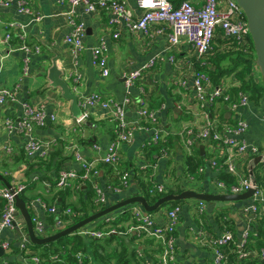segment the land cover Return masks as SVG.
Returning a JSON list of instances; mask_svg holds the SVG:
<instances>
[{
	"label": "crops",
	"instance_id": "1",
	"mask_svg": "<svg viewBox=\"0 0 264 264\" xmlns=\"http://www.w3.org/2000/svg\"><path fill=\"white\" fill-rule=\"evenodd\" d=\"M124 1L134 15L140 14L141 10L137 7L136 0ZM192 1L197 4L202 2V0ZM179 2L180 0H177L173 3ZM26 6L29 8V13L19 11L14 1L7 6L0 5V86L12 89L15 95V100L0 104V159H6L5 172L9 176V183L12 185L20 182L26 185L21 197H24L23 200L31 218L36 216L44 224L42 233L38 235L34 231L37 236L43 237L56 232L59 224H72L71 215L62 218L61 211L71 205L80 207L81 200L84 202L81 203L85 205L84 210H80L78 215H83L85 210L91 214L101 209V204L98 206L95 203L96 191L89 182L85 183L77 178L69 187L58 189L55 186V179L61 169H73L78 174L81 172L80 163L74 158L76 151L88 160L100 158L114 138L115 128L112 109L100 107L88 109V118L85 122L80 127L75 126L77 117L72 114L71 102L62 96L59 87L51 86L47 78L53 60L62 72L61 77L67 82L70 92L77 97L97 92L102 97L121 102L128 96L133 101V106H130L127 111L129 119L138 121L140 126L147 127L138 128L130 143L120 145V159L111 172L109 166L97 163V183L106 199L102 207L109 202L113 204L140 194L137 181L141 173L143 180L152 184L155 182L163 184L174 192L177 189L181 191L188 189L225 194L217 187L216 181L226 180L228 184L234 183L238 177L249 176L252 166L253 178L264 194V159L262 157L264 156V121L262 120L264 82L256 65L255 54L254 56L251 53L244 54L250 56L254 62L251 77L252 81L259 86L254 97L251 90H240L241 81L237 78L235 70L228 71L234 65L232 59H228L227 64H219L216 67L209 58H197L185 42L172 47L167 40L166 31H156L158 26L149 28L148 34L122 27V29L118 28V37H114L117 25L112 21V14L105 10L88 12L79 5L73 12H69V5L62 0H26ZM69 19H73L75 23H82L85 27L83 48L77 56H73L70 46L64 40L72 27ZM7 22L22 25V28H13L9 45L3 42L4 24ZM20 34H23V37H20ZM101 41L106 46L108 68L106 76H103L101 70L92 64V48ZM23 43L37 46L39 51L25 52L20 49ZM171 56H173L172 61ZM152 57L156 58L153 66L143 71L131 86L126 87L124 74L140 68ZM195 70L216 71L217 84L211 80V85H224L227 92L233 96L238 91L248 94V105L239 107L236 111H230L221 101H217L209 110L212 118H223L229 122H235L238 117L244 119L247 128L241 137L249 145H255L259 149L256 154L243 156L237 160L235 174L214 169L209 165V159H218L223 154H227L223 147L214 145L211 140H195L193 146L188 148L180 135L183 127L194 126L197 129L202 126L204 120L203 112L196 103L192 86ZM75 74H79L80 78V84L76 89H74L73 81ZM179 79L186 82L185 86L180 84ZM232 90L235 91L231 92ZM23 102L40 107L47 115L53 114L56 118L45 126H35L31 133L37 139L54 141L49 154L45 157L28 156L24 148L26 138L7 129L5 123L7 118L17 121L22 117ZM136 104L155 112L161 134L167 140L166 155L154 149V144L149 142L153 134V125L137 116L134 108ZM78 107L82 114V108L79 105ZM6 146L11 147L10 153L2 151ZM193 155L196 157L194 161H198L199 164L195 172L190 174L186 171V164L188 157ZM256 156H261V159L253 163ZM122 170L130 172L129 184L121 191H113L110 186V176L113 178L118 171ZM0 185L5 186L1 181ZM36 198L43 200L49 206L54 205L57 209L56 213H49L37 204L28 205ZM198 201L191 198L180 203L182 209L175 230V264H212L211 248L201 243L195 234L199 220L211 236L216 237L224 230H230L236 242L243 231L257 229V225L251 222L243 212V208L251 203L250 197L234 202L219 201L212 210L204 201L206 210L200 217L197 214ZM130 206L126 208L129 209ZM1 208L2 200L0 199V210ZM164 208L165 205L154 212L158 224L164 222ZM124 209L122 207L110 215L118 218L119 213ZM216 211L225 212L232 219L227 220L229 227L222 223V219L215 220ZM52 219L53 224L49 223ZM131 221L130 213L127 219L122 217L119 223L121 227H124ZM18 229L22 232L21 235L18 234ZM23 235L27 236L25 220L21 214L17 217L13 228L0 229V239L10 244L9 248L3 249L10 251L0 256V264H39L34 263L31 257L33 255L38 257L41 248L33 249L30 240L26 244L28 252L19 248V239ZM121 240L126 246L133 247L136 252V263L131 262L132 260H129V263L152 264L157 261L161 246L156 239L141 235L134 240L130 236H123ZM99 241L103 243V250L98 251L109 264H117L119 242L116 239L107 241L105 237ZM88 257L89 264H102L94 260L91 263V258ZM227 260L230 264L232 257L228 256ZM123 262L124 260H121V264H124Z\"/></svg>",
	"mask_w": 264,
	"mask_h": 264
},
{
	"label": "built area",
	"instance_id": "2",
	"mask_svg": "<svg viewBox=\"0 0 264 264\" xmlns=\"http://www.w3.org/2000/svg\"><path fill=\"white\" fill-rule=\"evenodd\" d=\"M15 2L19 11L29 13L26 6V0H0L1 6H7ZM69 5V12H73L77 6H82L85 11L92 12L95 10H105L112 14V21L117 25L114 37H118L119 29L126 27L131 31H141L148 34L149 28L158 26L157 32L166 31V37L172 47L185 42L197 58H209L219 53L238 51L243 54H250L252 40L250 37L247 21L243 9L236 0H202L197 4L192 0H181L175 4L169 0H136L137 7L141 10L138 16L134 15L128 8L124 0H62ZM72 27L65 36V42L70 46L73 56H77L83 48V37L85 27L82 23H75L69 19ZM21 27L19 23L7 22L4 24L3 42L9 45L12 37L13 28ZM23 37V34H20ZM20 49L25 52L34 50L39 51L37 46L21 44ZM106 46L103 41L99 42L92 48V64L101 70V74L106 76L108 68L106 64ZM154 57L150 58L145 64L136 70H131L124 74V85L129 87L138 79L142 72L150 69L154 62ZM173 60V56L170 57ZM180 84L185 86V81L179 79ZM74 89L80 84L79 74H75ZM192 86L196 103L203 112V124L200 128L194 126H185L180 130V135L184 139L185 145L190 148L195 140L213 141L214 145L223 147L227 154H223L218 159H209V165L214 169L224 170L228 173L237 172V160L240 157L256 154L258 147L249 145L241 136L247 128L244 119L238 117L235 122H229L223 118H212L209 113L210 108L217 101L226 104L230 111H236L239 107L247 106L249 103L248 94L244 91H238L235 96L227 92L224 85H211V78L207 71L195 70L192 77ZM15 100L12 89L0 86V104L7 101ZM78 105L82 108V114L76 118L75 126L80 127L88 118V109L94 107L110 108L113 111L112 119L115 122L114 138L107 146L105 153L98 159L88 160L80 152H74V158L80 163L81 172L78 174L73 169H61L55 179V186L58 189L69 187L74 179H80L82 182H89L96 191L95 203L103 208L106 199L105 194L97 183L98 162L115 167L120 159L119 148L123 143H130L133 139L134 132L140 127L138 121H131L127 115L128 108L133 106V101L126 96L121 102L113 98L102 97L97 92L88 95L78 96ZM135 112L141 120H145L153 125V134L150 143H156L163 140L161 127L158 124L154 111L143 105L136 104ZM22 117L13 121L10 118L5 120L9 132L22 135L26 138L24 148L28 156L38 155L45 157L49 154L53 140L37 139L31 135L35 126H45L48 122L55 121L53 114L47 115L42 108L35 107L27 102L22 103ZM264 121V114L262 116ZM155 127V128H154ZM147 128V127H146ZM1 151V150H0ZM5 153L11 152V147L6 146L2 149ZM75 151V150H74ZM167 154V149L162 150V155ZM264 159V156H262ZM130 172L123 170L119 173V184L112 187L113 191H121L129 184ZM217 187L225 194H241L248 189H252L251 203L243 208V212L249 220L257 225L255 220H261L264 228V194L256 184L253 175L238 177L233 183L227 184L223 180H217ZM26 188L24 183L12 184L11 188L0 185V199L2 208L0 210V229L13 228L16 225V219L20 212L15 203V197L21 196ZM167 188L163 184L153 183L149 189L150 193H165ZM167 194V193H166ZM37 204L43 210L49 213H56L54 205H47L43 200L36 198L28 205ZM132 221L121 229V224H113L116 217L106 215L99 221L80 228L77 233L83 236L101 239L110 234H128L136 233L152 237L159 241L161 251L156 262L152 264H175L176 260V237L175 230L179 223V215L182 209L180 204L165 205L164 222L158 224L155 220L154 212H145L141 205L134 203L130 206ZM206 205L204 201H198V217L204 214ZM64 215H71L70 208L61 211ZM34 224V231L38 235L44 231V224L38 217L31 218ZM101 223L100 228H96V223ZM196 235L201 243L206 244L212 250V264H228L229 253L224 247L234 243V236L230 230H224L219 236L213 237L202 227V221L195 229ZM253 230L243 231L240 239L237 240L236 246L237 259H242L248 254H253L264 261V248L258 251H251L247 247V240ZM255 231H253L254 233ZM29 239L23 235L19 239V248L28 252L26 244ZM9 242L0 239L2 249L9 248ZM140 255V254H139ZM75 258L80 262L83 258L81 252L75 253ZM31 260L38 263V257L33 255ZM150 264V263H148Z\"/></svg>",
	"mask_w": 264,
	"mask_h": 264
},
{
	"label": "trees",
	"instance_id": "3",
	"mask_svg": "<svg viewBox=\"0 0 264 264\" xmlns=\"http://www.w3.org/2000/svg\"><path fill=\"white\" fill-rule=\"evenodd\" d=\"M170 1L174 2L177 0H170ZM252 47H253V44H252ZM209 59H210V62L214 63L216 67L219 64H227L228 62L227 60L232 59L234 61V65L230 67L228 71L235 70L237 78H239L241 81V86L239 87L240 90H251V92L253 93L252 95L254 97L256 96V92H258L259 86L256 85L252 81L251 70H252L254 62L250 56H247L241 53L238 54V52L237 53L224 52V53L216 54L215 56H210ZM221 71L222 69L220 70V72ZM208 73L213 83L217 84V81H216L217 72L208 71ZM234 91L235 90H232L231 92H234ZM152 144H154L155 146L154 149H158L161 151V154H162L163 149H167V140L165 137L163 138V140L158 141L156 143H152ZM196 156H198V154ZM194 159H196L195 155H193V157L192 156L188 157V163L186 164V171L189 172L190 174L195 172V170L198 167L197 165L199 164V162L198 161L195 162ZM103 165L109 166L110 172L113 170V166H110L108 164H103ZM6 169H7L6 159L1 158L0 159V173L3 176H5L7 180H9V176L5 172ZM122 171H118L116 176H114L113 178L112 176H110L111 177L110 186L114 187L119 184V173ZM131 172H133V174L135 173L134 171H131ZM138 177H139L138 178L139 180L137 181V184L139 186V192L141 195H143L146 198V200L150 204L155 202L157 198L163 196L166 193H174L172 189H167L165 193H157V192L150 193L149 189L151 188L152 183L149 181L143 180L142 173H141V176H138ZM225 183L228 184L229 182H226L225 180ZM180 191L181 189L176 190L177 193ZM182 201L183 200L171 201L164 205L180 204ZM81 202L84 203L83 200H81L79 202L80 207L75 206V205H71V207H65V208H70L72 211V214H71V217L73 218L72 223L90 214L89 212H87L88 210H85L83 215L77 214L80 210H84L85 204H82ZM215 214H216L215 220L219 221L222 219V223L226 224V226H227V220H232L228 215H226L225 212L216 211ZM129 216H130L129 209L125 208L123 211H121V213H119V217L117 216L118 218H116L115 221H113L112 223L117 224L121 221L122 217L127 219ZM61 217L66 218L68 216L63 214L61 215ZM255 222H257V229L253 230L255 231L254 233L253 231L250 233L248 240H247V247L251 251H258L260 250V248L262 247L264 248V228L262 226V222L261 220H255ZM49 223L53 224L54 223L53 219L50 220ZM101 226H102L101 223L96 224V228H100ZM121 229H124V227H121ZM135 234L136 233H128V234H121V235L110 234L107 237H105L107 241H112L116 239L117 242H119L120 250L117 255V264H121V260H124L123 262L124 264H131L129 263V260H132L131 262L134 261L136 263L135 250L133 249V247L126 246L124 241L121 240V237L123 236H130L132 240H134L137 236H141V234L139 235L136 234L137 236ZM99 240L100 239L83 236L75 232L73 234L60 237L57 240L46 243V244H42V245L31 244V247L35 250L41 248V251L38 252V259H39L38 263L39 264H89L88 256H90L91 258V263L94 260V262L99 261L102 264H109L108 260L104 256H102V254L98 251V250L100 251L103 250V243L100 242ZM121 246H122V255H121ZM89 250L91 252H89ZM224 250L229 253V257H232L230 264H264V261L259 260V258H257L253 254H248L242 259H237L236 253H235L237 251L236 240L234 241V243H231L225 246ZM76 252H81L82 254L83 253L85 254V255L83 254V258L80 262L75 258Z\"/></svg>",
	"mask_w": 264,
	"mask_h": 264
},
{
	"label": "water",
	"instance_id": "4",
	"mask_svg": "<svg viewBox=\"0 0 264 264\" xmlns=\"http://www.w3.org/2000/svg\"><path fill=\"white\" fill-rule=\"evenodd\" d=\"M246 17L250 37L255 52L256 65L259 68L261 77L264 82V0H236ZM62 72L57 68L55 60L52 62V66L48 70L47 78L50 81V85L53 87H59L62 91V96L71 102V111L73 116L78 117L81 114V110L78 107L77 95L70 92V88L67 82L61 77ZM176 110V109H174ZM128 115V114H127ZM261 156H256L253 163L260 161ZM250 173L252 174V166L250 168ZM0 181L7 187L11 188L9 181L0 173ZM253 193L252 189H248L241 194H217L208 192H197L194 190H182L180 192L167 193L156 199L155 202L150 204L143 195H133L128 198H124L116 203H107L101 209L85 216L84 218L73 222L70 225L59 224L57 226V231L48 234L47 236L39 237L35 234L33 229V223L31 221V216L26 207L25 201L21 196L15 197L16 206L19 209L20 214L25 220L26 224V235L28 236L30 243L35 245H42L49 242H53L60 237L73 234L77 232L80 228L90 225L96 221H99L104 216L123 208L128 207L131 204L137 203L141 205L145 212L155 211L162 205L169 203L171 201L185 200V199H198L205 201L207 207L212 210L219 201H241L251 197ZM19 230V229H18ZM21 231L18 234L21 235ZM240 238H238L239 240ZM10 250H3L0 247V256L4 252Z\"/></svg>",
	"mask_w": 264,
	"mask_h": 264
},
{
	"label": "rangeland",
	"instance_id": "5",
	"mask_svg": "<svg viewBox=\"0 0 264 264\" xmlns=\"http://www.w3.org/2000/svg\"><path fill=\"white\" fill-rule=\"evenodd\" d=\"M253 51H254V48H253ZM252 49H251V54L252 56H254L255 52L253 53ZM260 74V73H259ZM264 85V84H263ZM221 202V201H220Z\"/></svg>",
	"mask_w": 264,
	"mask_h": 264
}]
</instances>
